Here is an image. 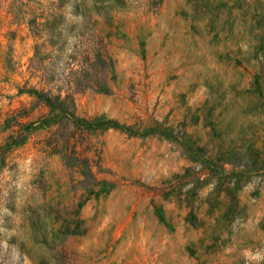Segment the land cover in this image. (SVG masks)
Returning a JSON list of instances; mask_svg holds the SVG:
<instances>
[{"label":"rangeland","instance_id":"374dc122","mask_svg":"<svg viewBox=\"0 0 264 264\" xmlns=\"http://www.w3.org/2000/svg\"><path fill=\"white\" fill-rule=\"evenodd\" d=\"M20 1L63 16L56 41L39 47L46 56L30 61L39 38L0 0V142L11 111L33 120L0 161V264H264V171L242 181L237 208L222 214L223 190L200 185V163L184 148L189 139L210 151L211 125L224 143L240 129L264 139V80L250 85L264 78V0ZM93 50L108 63L75 85ZM29 86L70 92L79 116L171 132L44 126Z\"/></svg>","mask_w":264,"mask_h":264},{"label":"trees","instance_id":"16d2710c","mask_svg":"<svg viewBox=\"0 0 264 264\" xmlns=\"http://www.w3.org/2000/svg\"><path fill=\"white\" fill-rule=\"evenodd\" d=\"M34 1V0H33ZM58 6L63 3L64 0H56ZM9 7L15 6L13 17L22 19L27 23L30 30L33 32L34 37L39 41L34 43L35 52L29 59L33 61L36 55H45L47 52L40 51V45L45 44L51 46L59 36V31L56 30V24L59 18L63 15L61 12L53 11L51 7L47 6L37 11L29 9L23 11L21 9L20 0H8ZM77 8V3L74 5ZM80 14L84 16L86 11L81 9ZM41 57V56H40ZM106 53H101L99 50H93L84 54V61L80 63L73 71H79V75L73 79L75 85L83 86L80 81V77L84 75L88 70H96L99 66H105L108 63ZM45 70L47 66H42ZM264 78L260 72L253 74L250 85L260 88ZM91 84L95 86L97 90L106 91L107 87L103 80L99 77H95L90 80ZM50 87L46 89L36 88L29 86L25 88L33 98V104L40 103L45 107V111L38 115L39 122L44 126H49L55 122L70 119L72 127L78 129V131H90L92 129L103 130L108 127L117 128L125 131L128 134H147L153 132H159L162 135L168 136L171 129L165 125H161L159 122L153 121L152 123L143 124L142 126L135 127L133 124L120 123L116 119L106 117L104 115H91V116H79L74 112V101L72 94L66 91L62 96L59 93H50ZM31 104V106H33ZM12 112V124L7 125L10 129L3 136V140L0 142V161L3 160L5 153L10 149L21 144L26 136L25 131L29 129L33 120H21L18 116L25 115L17 114V111ZM218 121L217 119H215ZM215 121V122H216ZM258 121V120H257ZM214 122V123H215ZM256 126V125H255ZM257 127V126H256ZM210 131L213 132V143L210 147V151H205V146L196 144L195 142L187 139L184 144L185 150L191 156L192 160L200 163V170L203 171V176L198 178L200 185L203 182H207L209 179L212 183V189H221L224 192L226 209L222 214H227L231 210L237 208L239 200L237 197V189L242 181L252 173L264 171V139H257V135L250 133L249 136H242L240 133L242 130L236 132L237 138L230 139L227 143L218 136V132L214 125H211ZM74 131H71L72 134ZM71 134H67L71 136ZM239 134V135H238ZM75 152L72 147V153ZM71 156V155H69ZM224 164L229 167L224 168ZM190 166H185L181 175L184 177L186 173L190 171ZM209 180V181H210ZM185 218L189 222L195 221V215L191 209L186 211Z\"/></svg>","mask_w":264,"mask_h":264},{"label":"clouds","instance_id":"9594fccd","mask_svg":"<svg viewBox=\"0 0 264 264\" xmlns=\"http://www.w3.org/2000/svg\"><path fill=\"white\" fill-rule=\"evenodd\" d=\"M246 255H251V254L246 253ZM258 255H259V254L255 255V256H254V255H251V258H252V259H257V258H258Z\"/></svg>","mask_w":264,"mask_h":264}]
</instances>
